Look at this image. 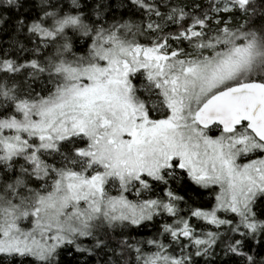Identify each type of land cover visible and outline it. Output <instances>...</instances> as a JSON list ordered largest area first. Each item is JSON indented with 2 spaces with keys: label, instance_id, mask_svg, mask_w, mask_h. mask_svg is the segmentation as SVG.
I'll use <instances>...</instances> for the list:
<instances>
[{
  "label": "snow or ice",
  "instance_id": "6c2138e0",
  "mask_svg": "<svg viewBox=\"0 0 264 264\" xmlns=\"http://www.w3.org/2000/svg\"><path fill=\"white\" fill-rule=\"evenodd\" d=\"M0 264H264V0H0Z\"/></svg>",
  "mask_w": 264,
  "mask_h": 264
}]
</instances>
